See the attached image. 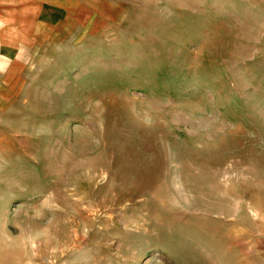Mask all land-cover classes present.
Segmentation results:
<instances>
[{"label":"rangeland","instance_id":"obj_1","mask_svg":"<svg viewBox=\"0 0 264 264\" xmlns=\"http://www.w3.org/2000/svg\"><path fill=\"white\" fill-rule=\"evenodd\" d=\"M86 2L0 109V264H264V0Z\"/></svg>","mask_w":264,"mask_h":264},{"label":"crops","instance_id":"obj_2","mask_svg":"<svg viewBox=\"0 0 264 264\" xmlns=\"http://www.w3.org/2000/svg\"><path fill=\"white\" fill-rule=\"evenodd\" d=\"M87 13L95 15L86 0H0V109L21 88L42 47L75 31L80 38Z\"/></svg>","mask_w":264,"mask_h":264}]
</instances>
